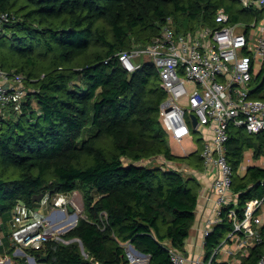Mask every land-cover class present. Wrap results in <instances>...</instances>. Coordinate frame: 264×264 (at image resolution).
<instances>
[{"label":"trees","instance_id":"1","mask_svg":"<svg viewBox=\"0 0 264 264\" xmlns=\"http://www.w3.org/2000/svg\"><path fill=\"white\" fill-rule=\"evenodd\" d=\"M235 1L0 0V13L9 17L0 26V70L24 76L29 88L19 111L12 103L0 116L3 229L17 205L39 204L36 195L80 192L83 202L62 238L79 240L86 257L76 242L48 241L31 252L37 263L129 264L127 244L148 264H172L169 248L184 252L201 188L202 139L194 152L175 155L159 117L166 95L156 68L144 61L128 74L117 55L151 43L167 25L177 34L216 27L220 8L231 24L260 18L261 10ZM251 87L252 98L264 101V68ZM249 149L254 160L263 157L264 134L231 127L225 155L238 199L206 236L207 256L232 229L228 211L240 220L246 201L264 196V169L237 173ZM258 231L263 242L240 264H257L262 255L264 225ZM4 239L13 264H28L13 256L8 233Z\"/></svg>","mask_w":264,"mask_h":264},{"label":"built area","instance_id":"2","mask_svg":"<svg viewBox=\"0 0 264 264\" xmlns=\"http://www.w3.org/2000/svg\"><path fill=\"white\" fill-rule=\"evenodd\" d=\"M238 1L242 8L261 10L260 18L247 24H231L229 15L220 8L214 16L216 27H199L177 34L167 25L151 43L117 55L128 74L137 71L144 61L156 68L166 95L159 109L161 124L182 153L185 152L182 143L192 133L201 136L202 173L213 176L210 190L214 196L213 218L207 221L204 240L222 222L223 209L237 204L238 196L231 191L235 171L225 155L229 130L242 128L250 136L264 134V101L251 96L253 76L264 68V0ZM8 20L6 13H0V26ZM27 91L24 76L0 70V116L12 103L19 111ZM249 152L253 154L251 149ZM252 157L243 155L239 175L247 170L243 162H251ZM256 163L264 169V157ZM58 195H45L37 208L20 204L12 211L7 222L10 246L15 248L13 256L24 257L29 264H40L31 255L32 251H41L48 241L63 243L62 234L67 226L61 219L72 213L75 225L77 205L72 197L59 199ZM228 213L233 218L232 229L208 256L206 253L198 256L192 264L213 261L240 264L241 258L263 242L258 230L264 225V196L246 201L240 220L235 209ZM129 248L131 252V246L125 245V254ZM168 254L172 264L187 262L183 252L169 248ZM7 263L13 261L0 254V264ZM257 264H264V251Z\"/></svg>","mask_w":264,"mask_h":264},{"label":"crops","instance_id":"3","mask_svg":"<svg viewBox=\"0 0 264 264\" xmlns=\"http://www.w3.org/2000/svg\"><path fill=\"white\" fill-rule=\"evenodd\" d=\"M171 144L174 145V143L169 139V145L171 146ZM249 150L245 151L244 155H245V157L250 159V156H253V154H251L249 152ZM173 153L177 156H185L187 154L186 152L182 153L181 151H178L177 153H175V152H173ZM256 161H254V159L252 157L251 162L245 160V162H243V165L247 168L253 167V166L257 167ZM172 166H175V165L172 164ZM185 171L187 172L186 169H185ZM196 177L200 183L201 188H200V192H199V196H198L197 208L195 211V221H194V224H193V226L189 232V236L185 241V246H184L183 254H185V256L187 257L186 264H192L193 259H195L198 256L205 254L204 230L207 227V221L211 220L213 218V208H214L213 198H214V196L212 195L211 190H210V185H211L213 176H211L210 173L200 172V173H197ZM72 193H74V192H72ZM72 193L59 194L58 196H59V199H62L63 197L69 198V197H71V195H73ZM60 204H62V200L60 201ZM3 226H4V222L0 218V249L1 250L3 249L2 252H0V254L7 255L6 254L7 249L4 248L7 245V243L5 242V239H4V236H5L4 231L5 230L3 229ZM5 226L7 228L8 234H9L8 222L5 223ZM8 244L10 245L9 240H8Z\"/></svg>","mask_w":264,"mask_h":264},{"label":"rangeland","instance_id":"4","mask_svg":"<svg viewBox=\"0 0 264 264\" xmlns=\"http://www.w3.org/2000/svg\"><path fill=\"white\" fill-rule=\"evenodd\" d=\"M235 6L240 8L241 7V4L239 1H235ZM27 90H29V88L27 87ZM201 136L200 134L198 133H192L191 136L189 138H187V140H185L183 143H182V147L184 148V151L186 153H192L194 152L196 149H197V140L200 139ZM171 149L173 152L177 153L178 151H180V148L178 146H176L175 144H171ZM256 161V160H254ZM152 164L153 166L156 164L160 165L159 161H155L154 163H150ZM73 195H71L72 199L74 200V202L76 203L77 205V210H75V213H76V217L78 219V217H80L82 215V211H83V202H82V196L80 194V192H74L72 193ZM37 207V206H36ZM35 207V208H36ZM47 214V212L44 213V215ZM71 218L73 219L74 217H72V213H68L66 214L61 220H64V223L63 225L64 226H67L66 228V232L68 230H70L73 226H69V222L71 221ZM74 225V224H72ZM5 230V231H4ZM4 232L5 233H8L7 231V228H4ZM76 242L80 249H81V252L82 254L86 257V254L83 253V248L81 247L80 243L78 240L76 239H71V240H64L63 243L65 245H68V244H71V243H74ZM62 243V244H63ZM20 257V256H19ZM126 257L129 261V264H148V257H142L140 255H136L134 252L133 254H131L130 252V248L127 249V253H126ZM9 264V263H8ZM29 264V263H28Z\"/></svg>","mask_w":264,"mask_h":264},{"label":"water","instance_id":"5","mask_svg":"<svg viewBox=\"0 0 264 264\" xmlns=\"http://www.w3.org/2000/svg\"><path fill=\"white\" fill-rule=\"evenodd\" d=\"M128 78L130 79V75H128ZM196 124V120H195V118L193 117V125H195ZM43 194H39V195H36V196H34L33 197V201L34 202H37V203H39L42 199H43ZM69 211L71 212V209H69ZM76 217V216H75ZM76 225V224H75ZM74 225V226H75ZM73 226V227H74ZM72 227V228H73ZM77 240V239H76ZM79 241V240H78ZM79 243H80V245H81V247H82V244H81V242L79 241ZM131 246V245H130ZM131 250L132 251H134L136 254H139V255H141V256H145V255H143V254H141V253H139L138 251H136L132 246H131ZM46 259V256H43L42 258H41V260L42 261H44ZM8 264V263H7Z\"/></svg>","mask_w":264,"mask_h":264},{"label":"bare ground","instance_id":"6","mask_svg":"<svg viewBox=\"0 0 264 264\" xmlns=\"http://www.w3.org/2000/svg\"><path fill=\"white\" fill-rule=\"evenodd\" d=\"M75 222V218L71 219V221L69 222L70 224L74 223ZM69 224V225H70ZM131 254H133V252L131 251Z\"/></svg>","mask_w":264,"mask_h":264}]
</instances>
